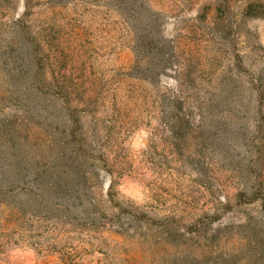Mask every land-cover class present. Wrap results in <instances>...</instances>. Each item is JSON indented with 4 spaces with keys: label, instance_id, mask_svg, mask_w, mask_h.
I'll list each match as a JSON object with an SVG mask.
<instances>
[{
    "label": "rangeland",
    "instance_id": "rangeland-1",
    "mask_svg": "<svg viewBox=\"0 0 264 264\" xmlns=\"http://www.w3.org/2000/svg\"><path fill=\"white\" fill-rule=\"evenodd\" d=\"M148 2L176 45L169 68L152 79L130 70L133 33L112 0H27V9L24 0H0V47L40 43L48 78H69L66 120L99 158L96 202L108 213L133 206L145 214L127 232L66 226L64 236L83 264L222 262L224 254H234L228 264H264L260 200L238 197L242 177L218 163L216 149L200 137L218 118L251 126L256 117L246 106L250 80L264 77V0ZM180 68L188 75L178 83ZM222 78L233 85L237 109L212 101L226 93ZM10 89L0 67V114L17 111ZM262 111L264 121V99ZM262 171L264 177V163ZM4 215L0 207V222ZM8 233L0 264H62L51 249Z\"/></svg>",
    "mask_w": 264,
    "mask_h": 264
},
{
    "label": "trees",
    "instance_id": "trees-1",
    "mask_svg": "<svg viewBox=\"0 0 264 264\" xmlns=\"http://www.w3.org/2000/svg\"><path fill=\"white\" fill-rule=\"evenodd\" d=\"M112 2L133 33V75L152 79L168 69L176 45L164 34L161 13L153 10L148 0ZM24 7L28 8L27 0ZM33 46L15 42L0 47V67L11 84L8 97L17 108L16 112L0 114V207L5 210L0 225L7 232L0 243H4L2 238L10 240L8 232L16 230L17 236L25 237L30 244L51 249L62 264H83L64 236V227L87 230L107 224L127 232L136 216L145 214L134 211L133 206L108 213L96 202L93 187L99 176V158L88 153V143L76 130L71 131L66 120V112L72 107L69 78L65 74L56 80L48 78V53L40 43ZM183 70H178L179 78L174 77L178 83L181 75H188ZM227 79L218 81V87L226 93L215 94L212 101L230 103L237 109L239 100ZM252 81L246 106L256 114L252 125L218 118L208 123L211 125L200 137L216 149L218 163L242 177L243 191L238 197L259 199L264 212V77ZM77 95L80 99L82 92ZM176 119L179 122L182 117L176 115ZM237 146L243 147L241 156L235 152ZM233 255L224 254L222 262L209 257L191 258L185 264H228Z\"/></svg>",
    "mask_w": 264,
    "mask_h": 264
}]
</instances>
